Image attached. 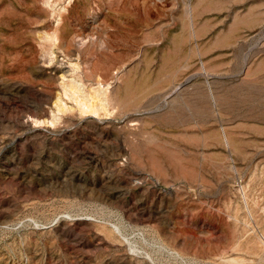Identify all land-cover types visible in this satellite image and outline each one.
Masks as SVG:
<instances>
[{"label": "rangeland", "instance_id": "obj_1", "mask_svg": "<svg viewBox=\"0 0 264 264\" xmlns=\"http://www.w3.org/2000/svg\"><path fill=\"white\" fill-rule=\"evenodd\" d=\"M0 264H264V0H0Z\"/></svg>", "mask_w": 264, "mask_h": 264}, {"label": "bare ground", "instance_id": "obj_2", "mask_svg": "<svg viewBox=\"0 0 264 264\" xmlns=\"http://www.w3.org/2000/svg\"><path fill=\"white\" fill-rule=\"evenodd\" d=\"M190 15V14H189ZM59 31V30H58ZM64 33V32H63ZM65 35H66V33H65ZM48 37H49V35H48ZM65 36H63L62 35V33L61 32H56V33H54L53 35H52V37H51V39L53 40V41H55V43H56V41H59V42H62L63 43V41L65 40V38H64ZM84 38L85 37H81L80 39H79V42H81V43H79V44H81V45H85V41H84ZM86 39V38H85ZM65 42V41H64ZM87 42V41H86ZM69 44H71V43H69ZM77 44V43H76ZM67 45H68V43H67ZM87 45V44H86ZM69 46V45H68ZM80 46V45H79ZM63 47V46H62ZM83 47V46H82ZM75 85V84H74ZM69 88V87H68ZM73 88V87H72ZM77 88V87H76ZM67 89V88H66ZM70 89H71V87H70ZM74 89V88H73ZM78 89H79V87H78ZM78 89H76V90H78ZM67 90H69V89H67ZM72 90V89H71ZM75 90V89H74ZM73 90V91H74ZM75 90V91H76ZM98 91V90H97ZM131 91V90H130ZM69 92V91H68ZM79 92V91H78ZM133 92V91H132ZM74 93H76V92H74ZM90 93V92H89ZM70 94V93H69ZM103 94V93H102ZM102 94H100L99 93V91L98 92H92L91 94H90V100H88V99H86V100H88V101H86L85 103H83V105H82V108L87 112V111H91V112H96L97 110H98V112H99V110L100 109H104L105 108V103H106V100L108 99V97H106V95L104 96V94L102 95ZM127 94V93H126ZM129 94V93H128ZM132 94V93H131ZM72 95H73V93H72ZM77 95V94H76ZM75 95V96H76ZM81 97V96H80ZM73 98V97H72ZM75 98V97H74ZM78 99V98H77ZM77 99H75L74 101H76ZM79 101L82 103L83 101H85V100H83L82 101V99L80 100L79 99ZM58 103H60L59 101H58ZM81 103H80V105H81ZM79 104V103H78ZM62 106V105H61ZM59 107V106H58ZM80 107V106H79ZM64 109V108H63ZM82 109V110H83ZM106 109V108H105ZM61 110H62V108H61ZM102 110H100V111H102ZM57 111H59V110H57ZM84 111V112H85ZM61 112V111H60ZM105 114H106V112H105ZM37 123V122H36ZM40 123V122H39ZM226 143V142H225ZM158 152V151H157ZM159 153V152H158ZM151 154V153H150ZM152 155V154H151ZM156 155V154H155ZM154 156V155H153ZM153 158V157H152ZM151 158V159H152ZM160 160H161V158H159ZM255 201V200H254ZM244 229V228H243ZM246 230V229H245ZM246 232V231H245ZM243 234V233H242ZM248 234V233H247ZM246 234V235H247ZM243 236H244V234H243ZM248 237H250V236H248ZM256 240V239H255ZM246 241V240H245ZM254 241V240H253ZM248 242V241H247ZM254 243H255V241H254ZM257 243V242H256ZM255 243V244H256ZM245 244H247V243H245ZM248 244H250V243H248ZM256 246V245H255ZM240 247V246H239ZM243 247H245L244 245H243ZM242 247V248H243ZM252 247V246H251ZM255 248V247H254ZM247 250V249H246ZM251 250V249H250ZM256 250V249H255ZM259 250V249H258ZM258 252V251H257ZM256 252V253H257ZM252 253H253V251H252ZM233 261V260H232ZM232 263V262H231Z\"/></svg>", "mask_w": 264, "mask_h": 264}]
</instances>
